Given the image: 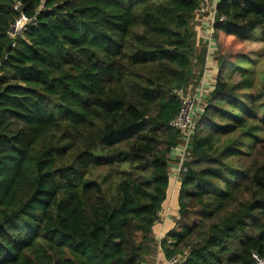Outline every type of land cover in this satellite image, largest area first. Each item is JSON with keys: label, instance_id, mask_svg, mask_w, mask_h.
<instances>
[{"label": "trees", "instance_id": "obj_1", "mask_svg": "<svg viewBox=\"0 0 264 264\" xmlns=\"http://www.w3.org/2000/svg\"><path fill=\"white\" fill-rule=\"evenodd\" d=\"M14 3L35 23L11 40ZM204 3L0 0V264L153 255L180 145L169 122L176 91L196 77L192 22ZM211 28L213 51L221 35L260 29L264 40V0H218ZM225 65L195 117L161 244L182 264L264 259V75L229 81Z\"/></svg>", "mask_w": 264, "mask_h": 264}, {"label": "rangeland", "instance_id": "obj_2", "mask_svg": "<svg viewBox=\"0 0 264 264\" xmlns=\"http://www.w3.org/2000/svg\"><path fill=\"white\" fill-rule=\"evenodd\" d=\"M206 7L207 5L205 3L201 5V9L197 13L198 18L195 17L194 21L192 22L195 31V49L199 51L198 57L193 62V71L196 67V81L193 80L187 86V89L191 94L195 88L197 89H195V93L193 92V94H196L197 92L199 93V91L201 90L204 93L202 96L196 94L198 98L196 110L197 115H200L201 111L203 110L205 101L204 98L207 95L210 86H212L217 79L218 63L220 61H224L226 64V68L222 72V74L223 77L229 81L237 82L239 80V74L243 69L247 71L253 70L254 73L264 75V40L262 39V31L260 29L254 30L244 41L236 40L233 36L230 35L218 36V38L216 39V51L210 49V40L209 45H206L207 49L205 46H203V43L201 42L199 36L201 35L202 31V22H204L205 18L210 15L206 10ZM208 19L210 20V24L212 18ZM209 26V33L205 36H207L209 39H214V35H211V24ZM210 59H213V62L216 63L217 68H214L209 64H206L207 66L204 64L206 60ZM203 66H205V72L207 71V76H209V78L207 79V81H205V84H198L197 81L200 79L203 73ZM172 156L173 154L171 155V161Z\"/></svg>", "mask_w": 264, "mask_h": 264}, {"label": "built area", "instance_id": "obj_3", "mask_svg": "<svg viewBox=\"0 0 264 264\" xmlns=\"http://www.w3.org/2000/svg\"><path fill=\"white\" fill-rule=\"evenodd\" d=\"M216 4L217 2L214 5L212 4V12L210 14V18H212L210 23L211 27L214 23V13ZM41 8H43V6ZM12 10L15 16L11 22V25L9 26L7 34L11 40H16L18 38L24 37L28 26L35 23V18L29 17L25 13H23L20 5L17 3H14L12 5ZM14 45L15 44L12 43V46ZM203 94L204 93L202 90L199 91V95L202 96ZM176 95L180 101V108L176 116L169 122V126L179 133L180 153L176 159V172L173 175L176 180L179 181L180 175L186 172V163L190 161L189 141L195 126L198 98L196 94L189 93L188 89H179L176 91ZM163 240H165V238ZM163 240L159 242L160 246ZM167 242L170 243L169 240ZM183 260V256H173L171 258H167L166 264H182ZM253 260L255 264H264V259L258 256L257 254H253Z\"/></svg>", "mask_w": 264, "mask_h": 264}, {"label": "crops", "instance_id": "obj_4", "mask_svg": "<svg viewBox=\"0 0 264 264\" xmlns=\"http://www.w3.org/2000/svg\"><path fill=\"white\" fill-rule=\"evenodd\" d=\"M217 1L218 0H205L206 5H207L206 10L208 11L209 14H211V12H212V7H211L212 4L214 5ZM197 15H196V18H198ZM208 18H210V15L205 18L204 22H202V26H201L202 31H201V35L199 37L201 39V42L203 43V46H205L206 49H207V46L209 45V40H210V42H211L210 49L212 50L213 39L212 38L209 39L207 36H205L209 33V29H210V26H209L210 20ZM214 47H215L214 51H216L217 50L216 45H214ZM198 49H200V48H198ZM204 64L205 65L209 64V65H212V67L217 68V65L215 62H213V59L206 60ZM202 71H203V73H202V76L200 77L198 84H202V83L205 84V81H207V79L209 78V76H207L208 75L207 71L205 72V66H203ZM199 73H200V71H199ZM194 74L196 75V67L194 68ZM194 81H196V79ZM195 89H197V88H195ZM195 89L193 91L194 93H195ZM193 92H192V94H193ZM196 94L198 95L199 93L197 92ZM174 151H172L173 156H172V161H171V174H170L171 188L169 191L168 201L166 202V204L164 205V207L160 213L159 221L153 227L152 233H153L154 239L156 240V242H155L156 245L154 248L153 255L151 257L147 258L146 262L144 264H166V262H167V257L164 255V253L161 249V246L159 245V242L161 240H163L165 238V235L172 229L173 219L177 217V205L175 203V200H176V193H177L178 186H179V181L176 180V178L173 175L176 172V159L180 153L179 146L176 149H174Z\"/></svg>", "mask_w": 264, "mask_h": 264}]
</instances>
